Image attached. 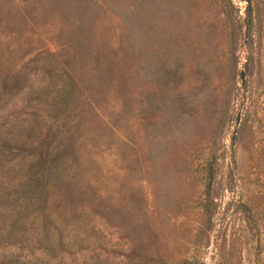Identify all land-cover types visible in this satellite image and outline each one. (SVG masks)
<instances>
[{
	"label": "rangeland",
	"instance_id": "obj_1",
	"mask_svg": "<svg viewBox=\"0 0 264 264\" xmlns=\"http://www.w3.org/2000/svg\"><path fill=\"white\" fill-rule=\"evenodd\" d=\"M40 158L92 263L264 264V0H0V209Z\"/></svg>",
	"mask_w": 264,
	"mask_h": 264
},
{
	"label": "trees",
	"instance_id": "obj_2",
	"mask_svg": "<svg viewBox=\"0 0 264 264\" xmlns=\"http://www.w3.org/2000/svg\"><path fill=\"white\" fill-rule=\"evenodd\" d=\"M50 162L44 158L33 161L23 176L28 184L22 200L0 209V264H104L92 263V257L73 249L55 215L41 207L46 197L39 187L46 183L37 181V176L47 182ZM36 249L40 250L37 254Z\"/></svg>",
	"mask_w": 264,
	"mask_h": 264
},
{
	"label": "water",
	"instance_id": "obj_3",
	"mask_svg": "<svg viewBox=\"0 0 264 264\" xmlns=\"http://www.w3.org/2000/svg\"><path fill=\"white\" fill-rule=\"evenodd\" d=\"M245 1H247V0H245ZM240 79H242V73H240Z\"/></svg>",
	"mask_w": 264,
	"mask_h": 264
}]
</instances>
